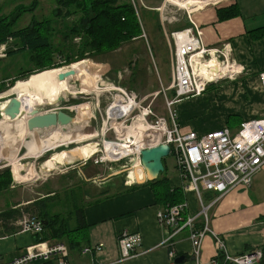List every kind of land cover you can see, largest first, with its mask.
Here are the masks:
<instances>
[{
	"label": "rangeland",
	"instance_id": "obj_1",
	"mask_svg": "<svg viewBox=\"0 0 264 264\" xmlns=\"http://www.w3.org/2000/svg\"><path fill=\"white\" fill-rule=\"evenodd\" d=\"M128 1L135 9L141 36L125 43L115 53L100 57L94 54L95 58L88 56L87 53L86 57L82 60L77 59L80 56L79 47L82 48V39L74 38L70 34V29L74 27V23L78 18L74 17V15L67 17L65 10L62 14L59 13L60 16H57L55 12L59 10L58 0L0 1V18L6 16L11 19V17L13 18L14 12H17L19 9L25 8L27 10L26 12L22 10L24 15L15 23L14 29H25L35 20L39 22L50 21V27L53 28L55 33V40H53L54 49L57 48L59 43L73 48L72 54L69 51L67 58L64 54H56L52 62H47V59L46 61L43 59L46 55L44 52L36 59H33L35 53L32 51L14 54L9 57L8 51L10 49L8 48L4 53L6 56L0 59V81H9L11 86L10 88L4 87L5 90L3 91L7 92L18 82H28L35 75L68 68L82 61H87L92 67L95 66V68L102 70V73L94 74L92 72L93 74H88L90 80L86 82L77 79L68 82L66 89L69 91L72 90L70 92L73 94H65L63 102H60V99L56 105H50L47 103L49 100L46 95L43 94L41 99L46 98L45 100L47 102H42L41 105L36 107L37 111L41 114L52 111H64L74 118L80 119V122H88V129H84L80 134L85 137L91 133L93 135L92 140H87L85 137V141L81 143H65L64 146L54 149L55 151L49 150L38 157H34L36 155H27L28 145L30 143L34 140L40 141L46 136L52 137L60 133H65V137H70L72 134H77L74 132V126L65 129L63 132L40 131L25 136L22 140L18 138H13L14 140L11 138L4 139V148H2V144L0 143V167L2 166L0 170L9 168L11 171L10 184H6L3 189L0 188V215L10 209L22 210L23 212V215L16 221L5 220L0 217V234H7L6 228L15 230L10 232V234H21L18 222L24 217H37L33 213H25L23 211L26 206L21 203L27 202L30 199L42 198L43 200L52 201L51 204H56L59 200L56 205H63L66 208L69 204H73L76 200L78 201V199L79 202L85 200L87 196L89 200L91 196H95L96 199L121 190V185L125 181L130 180L129 177L133 173L132 170H135L137 167H135V157H126L118 162H110L107 160L106 162L97 164L96 160H100L101 158L106 159L104 142H120L125 144L128 141L134 142L137 140L133 132H131L132 136L130 138L128 137L127 140L124 137L120 138L116 129L119 127L122 133H125L128 129H132L136 119L142 116L141 113L144 108H151L156 115L168 116V105L165 95L169 98L173 96V91L166 92L173 82L171 53L173 54L174 51V41L171 35L175 31L193 27V23L198 24L196 22V16L204 11H200L203 7L201 6L197 10L192 11L191 9L209 0L194 3L191 6H187L186 0ZM231 1L226 0V2L217 7H230L232 4ZM214 7L215 3L205 10ZM19 12L21 11L19 10ZM10 46L12 51L20 48V45L16 47L12 43ZM39 61H45V64L51 65L45 69L42 68V71L39 72L36 69L39 66ZM217 88L218 85H214L207 91L210 92L212 89L216 90ZM122 89L130 95L137 97V105L140 110H136L131 116L116 121L114 120L116 118H110L107 112L118 98L121 100ZM12 97H15V95L13 94L11 97L5 98L1 103H4ZM143 100L144 102L140 106V102ZM84 107L88 108L85 114L80 111ZM155 121L156 119L150 116L144 124L150 127L152 124H155ZM6 125L8 124L0 115V130H4V133H9L7 131L9 127ZM133 129L135 130V127ZM143 131L142 134L145 135V130ZM20 140L21 144H19ZM145 140L148 141L147 143H151V138L148 137ZM146 141L143 142L144 145ZM90 143H95L96 146L98 145V152L91 159L78 160L70 165L61 161L58 164L55 163L57 167L54 164V172L45 173L43 171V166L51 159L54 153H63L68 149L71 150ZM137 148H139L138 145L136 146ZM34 149L39 150L40 147L35 146ZM133 150L135 151V148ZM6 156H10V159H5L4 157ZM164 161L171 171L177 172L176 160L173 155H170ZM17 165L22 170L18 171ZM17 173L25 182H18L16 180ZM133 178L136 183V178ZM5 181L6 179H3L2 183ZM113 185L117 187L115 190ZM40 191L43 192L41 195L44 197L39 195ZM62 198L63 200H61ZM55 199L57 200L56 202H54ZM4 238L5 236L2 239ZM7 245L8 242L0 241V247Z\"/></svg>",
	"mask_w": 264,
	"mask_h": 264
},
{
	"label": "crops",
	"instance_id": "obj_2",
	"mask_svg": "<svg viewBox=\"0 0 264 264\" xmlns=\"http://www.w3.org/2000/svg\"><path fill=\"white\" fill-rule=\"evenodd\" d=\"M224 2L226 0H209L191 11L203 7L200 11H204L196 16V25L202 32L206 48L221 50L228 45L230 53L227 60L238 64L241 72L207 88L218 85L216 90H206L201 96L186 98L176 104L174 109L183 133L194 132L204 136L229 128L236 134L242 123L264 118V93L259 80V74L264 71V0H232L231 5L240 9V16L220 21L218 11L221 7L217 6ZM213 3L214 8L205 10ZM11 43L16 47L20 45L15 40L8 41L9 51ZM164 165L163 176L168 178L172 190H182V203L187 204L188 214H198L201 209L198 196L184 190L178 170L176 173L171 171L165 161ZM113 186L115 190L117 187ZM120 188L100 198L91 196L90 200L85 197L80 201L88 226L87 242L83 247L103 245V248L87 255L81 251H69L70 264H169L168 249L162 246L166 232L157 221V213L163 207L156 202L153 188L147 183L137 184L134 180L125 181ZM41 194L42 191L39 195L44 197ZM201 195L205 205L216 197L215 193L203 188ZM39 199L42 198L21 204L27 206ZM209 213L210 230L224 240L231 254L240 255L255 249L264 252V167L254 177L251 188L235 187ZM124 230L139 233L143 238L141 246L136 249L138 256L126 261L122 260L118 244L119 234ZM35 240L36 236L28 234H0V241L8 242L7 246L0 247V256L8 261L14 259ZM175 248L182 259L180 264H193L189 231L176 237ZM221 255L215 237L208 234L203 243L202 264H212Z\"/></svg>",
	"mask_w": 264,
	"mask_h": 264
},
{
	"label": "built area",
	"instance_id": "obj_3",
	"mask_svg": "<svg viewBox=\"0 0 264 264\" xmlns=\"http://www.w3.org/2000/svg\"><path fill=\"white\" fill-rule=\"evenodd\" d=\"M171 37L174 41V51L173 54L171 53L173 82L166 92L173 91V96L169 98L165 95L168 116L156 115L149 107L142 110L141 115L144 116L145 122L150 116L156 119L155 124L149 126L152 134H159V138L151 140V143L146 141V144L141 146L136 154L129 156L135 157L139 163L140 152L145 148L169 145L170 155H173L176 160L184 190L198 196L201 209L196 215L188 214V206L185 202L168 205L157 213L158 224L166 232L162 246L168 249L169 264H179L177 263L179 256L175 248V239L186 230L189 231V239L193 247L191 254L193 264H202L203 243L208 234H212L216 239L218 249L222 254L220 257L223 258L222 264H261L264 258L262 249H255L240 255L231 254L224 240L210 230L209 212L235 187L251 188L254 177L264 167V118L242 123L236 134H233L229 128L213 131L204 136H199L194 132L183 133L174 109L176 104L186 98L201 96L212 83L219 82L228 76L232 79L236 73L241 72V67L227 60L230 53L228 45L221 50L207 49L203 43L202 32L195 23L193 27L173 32ZM7 45V43L0 45V59L6 56L4 53L7 51ZM212 57H216L223 65H231L235 71L232 68L225 77L206 70L202 74L198 73L196 65L203 68ZM259 80L264 93V71L259 74ZM10 86L9 81H0V91L2 87L10 88ZM121 92L122 102L129 107L127 111L112 115L116 121L140 110L136 96L130 95L123 89ZM5 94V91L0 92V104L5 98L12 96H3ZM143 102L144 100L140 102V106ZM125 158L121 157L119 161ZM107 160L109 159L101 158L96 160V163H103ZM131 175L130 180H134ZM201 188L216 194L209 205L203 202ZM18 225L21 234L41 237L44 233V223L37 217H24ZM142 240L141 234L128 230L119 234L118 244L123 261L138 256L136 249L141 246ZM67 248L64 243L58 241L35 242L14 259L8 261L4 256H0V264H44L49 261L55 264H70ZM102 248L103 245L88 247L83 250L82 254H92L95 251H101ZM212 264H220V261L215 259Z\"/></svg>",
	"mask_w": 264,
	"mask_h": 264
},
{
	"label": "trees",
	"instance_id": "obj_4",
	"mask_svg": "<svg viewBox=\"0 0 264 264\" xmlns=\"http://www.w3.org/2000/svg\"><path fill=\"white\" fill-rule=\"evenodd\" d=\"M58 1L59 10L55 12L57 16H60L65 10L67 17L74 15V17L78 18L74 23V27L70 29L71 32L69 31L74 38L82 39V48L79 47L80 56L77 59H84L87 53L88 56L94 58V54L98 57L110 55L119 50L125 43L141 36L135 9L128 0ZM19 10L14 12L11 19L6 16L0 18V45L6 44L10 38L18 41L20 44L19 49L8 52L9 57L14 54L32 51L36 55H34L33 59H36L44 52L46 55L43 59L45 61L47 59V62H52L56 54H64L66 58L69 51L72 54L73 48L71 46L59 43L57 48L54 49L53 40H55V33L53 28L50 27V21L39 22L35 20L25 29H14L15 23L24 15L22 10L24 12L27 11L25 8ZM218 13L220 21H228L239 17L240 9L236 5H231L230 7L220 8ZM45 61H39V66L36 67L39 72L42 71V68L45 69L51 65L45 64ZM3 90H5L4 87L1 88L0 92H3ZM85 137L92 139L93 135L90 133ZM3 179H6V181L2 183ZM10 182L11 171L9 168L1 169L0 188H5L6 184H10ZM147 185L153 188L156 202L162 207L179 204L184 200L182 190H172L168 178L163 176V174L157 180L147 182ZM49 201L39 199L28 204L23 209L25 213H33L45 223L43 235L41 237L36 236L35 242L58 241L64 243L69 251H81L82 253L84 250L83 246L87 242L88 226L86 224L84 208L79 205V199L73 202V204H69L66 208L63 205H56L59 200L56 204H51L52 201ZM56 201L55 199L54 202ZM22 215V210L10 209L4 211L0 217L5 220L16 221ZM11 229L6 228L9 233L15 231ZM222 259V257L218 258L220 264H222ZM44 264L55 263L49 261ZM261 264H264V258Z\"/></svg>",
	"mask_w": 264,
	"mask_h": 264
},
{
	"label": "bare ground",
	"instance_id": "obj_5",
	"mask_svg": "<svg viewBox=\"0 0 264 264\" xmlns=\"http://www.w3.org/2000/svg\"><path fill=\"white\" fill-rule=\"evenodd\" d=\"M187 1V6H191L194 3H201L204 0H186ZM197 72L202 74L204 70L207 72H211L216 75H221V77H225L226 73H230L232 68L231 65H223L222 63H219L218 59L216 57H212L211 60L207 61V64L205 67L200 68L199 66L196 65ZM235 71V68H233ZM73 70L75 72V75L69 76L66 78L64 81L59 80V75L60 74H65L69 71ZM102 73V70L100 68H95L92 67L87 61H82L76 64L71 65L68 68H62L59 70H53L50 72H45L43 74L35 75L31 77V79L28 82H18L13 88L8 90L5 95L3 96H10V95H15L20 98L22 102V112L24 114L23 118H19L15 121H9L8 119L4 118L6 123L9 127L10 133L8 134H3L0 131V143L2 144V148H4V139H13V138H18V139H23L25 136L35 134L37 132L30 133L27 129V121L31 116V113L33 111H37L36 107L38 105H41L42 102H47L45 99L42 98L43 94L46 95L47 99L49 100L47 103L48 104H54L56 105L60 99H63L65 97V94L72 93L70 91L72 90H67L66 86L68 82L71 80L77 79V80H82L83 82H86L90 80V76L88 74H93V73ZM227 76V75H226ZM220 78V77H219ZM66 89V90H65ZM64 92V93H63ZM86 92V91H85ZM73 94V93H72ZM41 99V100H38ZM128 105H124L122 100L119 98L112 104V106L108 109L107 115L111 118L112 115H114L115 112H124L127 111ZM88 108L84 107L81 108L80 111L82 113H87ZM115 120V119H114ZM82 121V120H81ZM145 119L144 116L138 118L135 122V130L133 129H128L125 131V133L120 130L118 127L116 130L118 132V136L124 137L125 140L130 138L132 136L133 132L137 138V140L133 141H128L125 144L120 143V142H113V143H106L104 142L105 145V152H106V158L109 159L110 161H119V158L121 157H129L133 154H136V152L141 148V146L144 145L143 142H145L146 138H151V140H157L159 138V134L153 133L152 134V129L148 127L146 124H144ZM138 123H140L138 125ZM74 126V132L77 134H72L70 137H65V133H60L59 135L56 134L52 137H45L43 140L40 141H33L28 145V151L27 155L28 156H34L38 157L39 155H42L45 152H48L49 150H54L56 148H60L65 145V143H81L85 141V137L81 135L82 131L84 129H88V122H80V119H77L76 124L72 125ZM120 126V125H117ZM71 127V126H70ZM68 127V128H70ZM140 127V128H139ZM67 128V129H68ZM145 128V129H143ZM145 130V135L142 134ZM55 131H60V130H55ZM63 132V131H61ZM85 132V131H84ZM106 133V132H105ZM104 133V136H105ZM13 134V135H12ZM52 134V133H51ZM161 136V135H160ZM87 140H92L88 139ZM14 140V139H13ZM21 140L19 141V144H21ZM108 142V141H107ZM18 145V144H17ZM16 145V146H17ZM138 145L139 148L136 149V146ZM1 146V145H0ZM35 146H39V150H35ZM98 146V145H97ZM95 145V143H90L81 147H77L74 149H68L63 153H54L51 157L50 160L46 162V164L43 166L44 169L43 171L46 173L49 172H54L55 170V163H59L63 161L66 164H72L78 160H88L91 159L96 152L98 151V147ZM19 148V145H18ZM17 148V149H18ZM135 148V151L133 150ZM1 149V147H0ZM20 149V148H19ZM55 151V150H54ZM17 152V151H16ZM59 152V151H58ZM127 154V155H124ZM13 155V154H12ZM124 155V156H123ZM5 159L9 160L10 156L4 157ZM13 160V159H12ZM138 161L135 158V170H132L133 173L131 176L138 178L139 180H142V174L140 170H138ZM56 165V164H55ZM18 166V165H17ZM22 166V165H21ZM28 166V165H27ZM15 167V166H14ZM57 167V165H56ZM22 170L18 166V171ZM57 170V169H56ZM16 180L18 182H22V178L18 176L17 173V178ZM69 251V249L67 248ZM69 255V253H68Z\"/></svg>",
	"mask_w": 264,
	"mask_h": 264
},
{
	"label": "water",
	"instance_id": "obj_6",
	"mask_svg": "<svg viewBox=\"0 0 264 264\" xmlns=\"http://www.w3.org/2000/svg\"><path fill=\"white\" fill-rule=\"evenodd\" d=\"M75 75L73 70L59 75V80L64 81L69 76ZM64 98L60 100L63 102ZM0 115L9 121H15L23 118L22 102L15 96L0 104ZM77 119L64 111H52L41 114L39 111H33L27 121V129L30 133L40 131H64L68 127L76 124ZM171 148L169 145H160L148 147L140 152L139 168L142 170V180L136 178L137 184H144L157 180L166 170L164 160L170 156ZM45 224V223H44ZM177 263H182L179 258Z\"/></svg>",
	"mask_w": 264,
	"mask_h": 264
}]
</instances>
